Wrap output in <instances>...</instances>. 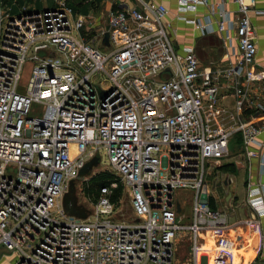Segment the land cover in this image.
<instances>
[{
  "label": "built area",
  "instance_id": "built-area-1",
  "mask_svg": "<svg viewBox=\"0 0 264 264\" xmlns=\"http://www.w3.org/2000/svg\"><path fill=\"white\" fill-rule=\"evenodd\" d=\"M31 1L0 0V245L17 254L15 264H174L184 231L188 264L211 248L218 249L212 264H226L232 225L211 200L210 177L230 156L235 134L246 147H264L262 128L247 117L264 113L249 16L264 10L255 0H233L232 16L222 3L178 0L181 13L207 6L203 18L181 19L202 36H220L227 65L206 67L195 46H174L164 4L111 8L97 30L70 0L43 10ZM100 149L111 178L97 196L79 199L88 217L69 215L70 183L88 181L80 170L97 154L101 161ZM119 187L130 217L119 210ZM180 191L192 197L183 202ZM246 200L263 219L260 252L264 185ZM178 203L191 205L190 216Z\"/></svg>",
  "mask_w": 264,
  "mask_h": 264
},
{
  "label": "crops",
  "instance_id": "crops-1",
  "mask_svg": "<svg viewBox=\"0 0 264 264\" xmlns=\"http://www.w3.org/2000/svg\"><path fill=\"white\" fill-rule=\"evenodd\" d=\"M74 2L75 7H77L79 10L82 11V15H86L88 17H92L90 20V24L94 26V29L97 30L101 29L105 26L106 20H105V13L113 9H122V7L126 5H133V0H70L71 2ZM155 3L164 4L168 9V14L165 17V21L167 23L171 24L170 32L172 35V38L176 41H179L180 43L178 45H193L195 48H197V38L199 37L198 31L194 28V26L188 22H186L184 19H192V18H203L205 14L208 13L207 6L201 5L198 7L197 11H189L185 13H181L178 11V0H150ZM209 3H222L223 8H225L227 11H230L232 16L235 15V12L237 10V5L233 2V0H209ZM76 8V9H77ZM255 8L264 10V0H255ZM250 19L253 22V25L255 27V40L258 48V52L255 58V65L259 69L264 70V16L256 14L254 11L250 12L249 14ZM200 34V33H199ZM200 36H202L200 34ZM206 36V35H205ZM219 36V34H218ZM204 37V36H203ZM219 40L221 42L220 36ZM208 45H211L210 43H205V46L202 47V52L206 53L208 56V52L205 51L204 48H206ZM209 48V47H208ZM207 49V48H206ZM221 49L222 43H221ZM198 54V53H197ZM223 53L220 54L219 58L211 57L209 58L208 62L214 63L212 67H224L227 65V62L223 59ZM199 55V54H198ZM202 55V54H201ZM212 61V62H211ZM202 62V61H201ZM203 63V62H202ZM210 63H205V66H209ZM256 86L259 88L260 94L264 97V80L261 82L256 83ZM230 104H233V98L230 97L229 99ZM247 117L251 118L255 124L258 127L262 128V132L259 135V140L264 143V113L254 117L252 115V110H249L247 112ZM233 154L230 152V156L227 158L221 160L220 166L217 167L220 168L221 166H228L227 169H224L220 173H223L224 177L223 179L213 178V180L210 182V192L213 195V192L211 188L213 189H219L217 191L218 196H214L216 199L211 198L213 203L215 201L217 202L218 206L221 208V210L225 211L227 214V217L230 221V224L232 225L230 228V231L225 234L228 236V239L230 241V251L229 259L226 262V264L231 263V258L234 256L235 253L240 252L241 257L243 259V263H246V260H250L253 256V254L257 251L259 252V249L261 247L263 238H262V227H263V219H258L254 217L253 213L251 212V209L247 205V196L243 198V202H241L243 205L248 207V218L246 217L239 218L238 220H235L234 223H232V218H230V208L233 206V197H237V195L234 194L233 190H227V188H230L232 185V182H234L235 179L241 178V182L243 183V186L245 188L246 194H248L249 189L252 187H256L258 185H264V165L262 164V156L264 153V147L260 148L257 145L252 146H244L241 140V143L239 145L238 150H234ZM249 152H256V156H248ZM216 169V170H217ZM216 172V171H215ZM219 176V173L217 174ZM214 177V174H213ZM227 191L225 194L226 196L231 193L230 197L224 198L225 196H221V192ZM121 197V196H120ZM215 200V201H214ZM129 204V203H128ZM180 205V204H179ZM187 205V204H186ZM191 206V205H190ZM120 208V207H119ZM227 208V209H226ZM180 211L182 214H184V203L180 205ZM245 211V210H244ZM240 214V212H237ZM191 214V209H190ZM186 216H190L187 214H184ZM245 220V221H242ZM247 220H251L252 222H246ZM209 234H213L212 232L203 233V236L207 237ZM224 234V232H222ZM181 242L186 243V247L183 248V254L184 256L180 258L178 256V247ZM10 257V262L7 264H15L17 260V254L13 252L7 251L2 245H0V264L6 263L4 260L1 262L3 257H7V253ZM218 249L217 248H211L209 250H203L199 252L198 260L201 264H212V258L217 254ZM264 254V249L261 250ZM174 260H179L185 262L188 264V259L190 255V242L188 240L187 235H185L184 238L178 237L177 241L174 245ZM7 257V258H8ZM245 260V261H244ZM152 264V263H150ZM174 264H177L176 262ZM182 264V263H180Z\"/></svg>",
  "mask_w": 264,
  "mask_h": 264
},
{
  "label": "rangeland",
  "instance_id": "rangeland-1",
  "mask_svg": "<svg viewBox=\"0 0 264 264\" xmlns=\"http://www.w3.org/2000/svg\"><path fill=\"white\" fill-rule=\"evenodd\" d=\"M31 4L35 6L36 9L38 10H43V9H46V8H52L54 7V3H53V0H37L36 2L34 1H31ZM74 4V2L72 1L71 2V5ZM74 7V10L75 12L77 13H82L81 10H79L77 7H75L74 5H72ZM77 8V9H76ZM83 14V13H82ZM169 35H170V38L174 44V46L176 48H179V51L181 50V48L183 47V45H178L180 42L179 41H175L173 38H172V35H171V32L169 31ZM199 37L197 38V48H196V52L199 54L198 57L200 58V60L203 62L202 64L205 65V63H210L208 62L209 58L212 59L213 57L215 58H219L220 54L223 53V49H221V42L219 40V36L218 34H209V35H206V36H200V34L198 33ZM205 43H210L211 45H208L205 49L206 52H208L209 56L204 52H202V47L205 46ZM209 47V48H208ZM202 54V55H201ZM212 57V58H211ZM212 62V61H211ZM29 69V64H26L25 67H24V71L22 73V79H21V84L23 85V83H26V81L28 80V70ZM101 81V80H100ZM102 85H106V83L104 81H102L101 83ZM39 114V112H38ZM241 140H242V137L239 133L235 134L233 136V138L231 139V142H230V151H231V154H233L234 150H238L239 148V145L241 143ZM99 153L102 155V158H101V161H100V164L98 165V167L94 168L91 172V174L87 177L88 181H79L78 182V185H77V194H78V197L80 199V202H83L85 200V196L84 194H82V188L85 187L86 185L88 186L90 184V181H91V178L94 177L95 175L97 174H101V173H106V169H109L110 168V165L108 163V160H107V156L105 155L103 149H100L98 150ZM72 152L74 154L75 152V148L73 147L72 148ZM213 169V167H212ZM222 171V169L218 168L216 170V172H214V177L213 175L210 177L211 180H213V178L215 179H218L217 177H219L220 179H223L224 175L223 173H220ZM219 173V176L217 175ZM215 179V181H216ZM220 188L218 189H212V192H213V195L214 196H218V193L217 191H219ZM233 190L234 191V194L237 195V197H233L232 200L233 201V206L232 207H229L230 208V218H232V223H234L235 220H238L239 218H243L244 219L248 216V207H246L245 205H243L241 202H243V198L245 196H247L246 192H245V188L243 186V183L241 182V178H237L234 180V182H232V185L230 186V188H227V190ZM227 191H224V192H221V196H225L224 198H227L228 195L226 196V193ZM180 194H181V200L183 202L185 201H188L191 197H192V193L190 192H186V191H180ZM121 205L119 206V210H121V213H123L125 216L127 217H130V214H131V209L129 207V204L127 203V200L125 199V194H123V196H121ZM86 202H89L88 200H86ZM190 209H191V206L190 204L188 203L187 205L184 204V214H187V215H190ZM227 209V208H226ZM245 210V211H244ZM248 211V212H247ZM237 212H240L237 213ZM242 221H245V220H242ZM178 236L179 238L182 237L184 238L185 235H184V231H179L178 233ZM186 247V243L185 242H181L179 247H178V256L180 258H182L184 256L183 254V248ZM7 253V257L9 255L8 252H5ZM3 257L1 262H3V260L6 262L4 264H7L10 262V257ZM179 258V260H174V263L176 262L177 264H186V261L182 262L181 259ZM245 261V260H244ZM259 261H264V254L262 252H255L252 256V258L248 261L246 260L245 262L246 263H243V259L241 257V254L240 252H237L234 254V256L231 258V263L229 264H254L255 262H259Z\"/></svg>",
  "mask_w": 264,
  "mask_h": 264
},
{
  "label": "water",
  "instance_id": "water-1",
  "mask_svg": "<svg viewBox=\"0 0 264 264\" xmlns=\"http://www.w3.org/2000/svg\"><path fill=\"white\" fill-rule=\"evenodd\" d=\"M104 43H108V33H105ZM170 74L169 70L166 72ZM100 164V155H95L91 160L85 163V165L80 170L79 176L81 178L87 177L91 174L92 170ZM231 196V193L228 197ZM63 207L67 214L73 215L75 217L85 219L90 215L91 209L87 208L84 204L79 202V197L77 194L76 181L73 180L70 183L69 190L63 198ZM178 211L180 212V205L178 203ZM254 264H264V261L255 262Z\"/></svg>",
  "mask_w": 264,
  "mask_h": 264
},
{
  "label": "trees",
  "instance_id": "trees-1",
  "mask_svg": "<svg viewBox=\"0 0 264 264\" xmlns=\"http://www.w3.org/2000/svg\"><path fill=\"white\" fill-rule=\"evenodd\" d=\"M228 166H221L220 169L222 171L224 169H227ZM111 178V176L108 173H101L97 174L94 177L91 178L90 184L85 187H83V194L86 198H93L98 195L99 188L105 186L109 181L108 179ZM122 193V187H119V189L116 191L115 198H119Z\"/></svg>",
  "mask_w": 264,
  "mask_h": 264
},
{
  "label": "bare ground",
  "instance_id": "bare-ground-1",
  "mask_svg": "<svg viewBox=\"0 0 264 264\" xmlns=\"http://www.w3.org/2000/svg\"><path fill=\"white\" fill-rule=\"evenodd\" d=\"M198 256H199V253H198ZM198 261H199V260H198ZM199 264H201L200 261H199Z\"/></svg>",
  "mask_w": 264,
  "mask_h": 264
}]
</instances>
